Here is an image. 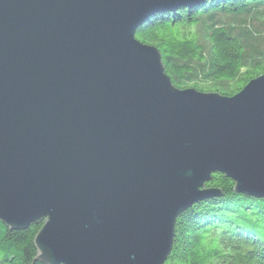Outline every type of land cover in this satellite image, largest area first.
<instances>
[{
    "label": "water",
    "instance_id": "obj_1",
    "mask_svg": "<svg viewBox=\"0 0 264 264\" xmlns=\"http://www.w3.org/2000/svg\"><path fill=\"white\" fill-rule=\"evenodd\" d=\"M206 1L0 0V222L42 224L43 263L165 264L216 173L264 198V74L179 89L136 39Z\"/></svg>",
    "mask_w": 264,
    "mask_h": 264
},
{
    "label": "trees",
    "instance_id": "obj_2",
    "mask_svg": "<svg viewBox=\"0 0 264 264\" xmlns=\"http://www.w3.org/2000/svg\"><path fill=\"white\" fill-rule=\"evenodd\" d=\"M262 10L264 0H208L151 17L138 28L136 39L159 50L176 88L233 96L264 74V59L249 56L246 42L252 30L223 24L221 18L237 20ZM200 26L208 31V48L194 32ZM198 80L220 87L200 89ZM234 186L225 175H212L206 187L219 189L221 195L196 203L178 217L165 264H264V198L237 193ZM41 228L31 224L11 230L0 222V264H45L35 245Z\"/></svg>",
    "mask_w": 264,
    "mask_h": 264
},
{
    "label": "rangeland",
    "instance_id": "obj_3",
    "mask_svg": "<svg viewBox=\"0 0 264 264\" xmlns=\"http://www.w3.org/2000/svg\"><path fill=\"white\" fill-rule=\"evenodd\" d=\"M221 21L223 24H232L235 23V28L238 29L239 27L247 28L248 30H252L253 36L250 40L246 42V48L249 52L250 57L259 58L262 57L264 59V10H262L259 14L255 16H243L239 17V19L235 20V18L230 17H222ZM200 38V42L206 48L209 47V41L207 38V29L204 26H200L195 29V31ZM195 84H198L197 87L200 89H216L220 86L217 84H213L211 82H203L198 80ZM213 92V91H207Z\"/></svg>",
    "mask_w": 264,
    "mask_h": 264
}]
</instances>
